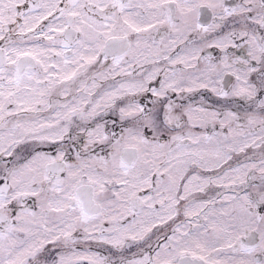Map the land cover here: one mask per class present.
I'll use <instances>...</instances> for the list:
<instances>
[{
	"label": "snow or ice",
	"instance_id": "obj_1",
	"mask_svg": "<svg viewBox=\"0 0 264 264\" xmlns=\"http://www.w3.org/2000/svg\"><path fill=\"white\" fill-rule=\"evenodd\" d=\"M0 264H264V0H0Z\"/></svg>",
	"mask_w": 264,
	"mask_h": 264
}]
</instances>
